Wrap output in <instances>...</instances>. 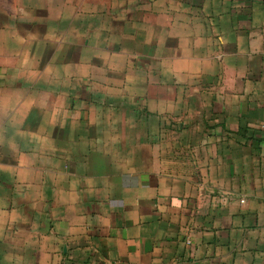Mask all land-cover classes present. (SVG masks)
Listing matches in <instances>:
<instances>
[{
    "label": "crops",
    "instance_id": "1",
    "mask_svg": "<svg viewBox=\"0 0 264 264\" xmlns=\"http://www.w3.org/2000/svg\"><path fill=\"white\" fill-rule=\"evenodd\" d=\"M0 264H264V0H0Z\"/></svg>",
    "mask_w": 264,
    "mask_h": 264
}]
</instances>
